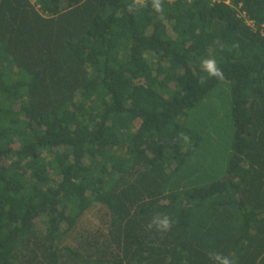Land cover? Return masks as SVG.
<instances>
[{
  "label": "trees",
  "instance_id": "trees-1",
  "mask_svg": "<svg viewBox=\"0 0 264 264\" xmlns=\"http://www.w3.org/2000/svg\"><path fill=\"white\" fill-rule=\"evenodd\" d=\"M133 3L0 0V264H263L243 240L264 227V36L240 14L260 28L264 0ZM225 80L230 178L179 193L199 139L185 118ZM95 210L107 236L66 245ZM156 214L170 231L148 227Z\"/></svg>",
  "mask_w": 264,
  "mask_h": 264
},
{
  "label": "rangeland",
  "instance_id": "rangeland-1",
  "mask_svg": "<svg viewBox=\"0 0 264 264\" xmlns=\"http://www.w3.org/2000/svg\"><path fill=\"white\" fill-rule=\"evenodd\" d=\"M231 102L232 86L225 80L188 112L185 125L199 135V139L182 169L174 177L173 182L179 193L193 188L209 187L230 178L227 170L233 156L235 135ZM3 163L8 164L9 161H3ZM238 216V214L234 217L227 216L230 219L227 227H236V219L240 218ZM109 223L110 218L104 210L88 213L79 222L74 235L68 242L66 241V245L77 248L78 239L81 243L92 241L97 237V229L104 231L107 236ZM234 233L233 237L236 238L238 231ZM68 264H74V262Z\"/></svg>",
  "mask_w": 264,
  "mask_h": 264
},
{
  "label": "clouds",
  "instance_id": "clouds-1",
  "mask_svg": "<svg viewBox=\"0 0 264 264\" xmlns=\"http://www.w3.org/2000/svg\"><path fill=\"white\" fill-rule=\"evenodd\" d=\"M163 0H152V8L157 13H163L164 9L162 7ZM143 6V0H134L132 5H129L128 11L132 12L133 9L137 6ZM235 47V45H234ZM201 67L204 71L207 72L208 76L216 78L218 80L224 79L223 71L218 67L217 62L214 58H205L201 60ZM204 81L202 80L201 83ZM179 140L188 143L190 138L184 133L179 134ZM172 220L168 215L156 214L153 216L151 223L148 227L155 228L160 232H168L172 228ZM209 258L214 261V264H232V261L227 257L217 252H210Z\"/></svg>",
  "mask_w": 264,
  "mask_h": 264
},
{
  "label": "crops",
  "instance_id": "crops-1",
  "mask_svg": "<svg viewBox=\"0 0 264 264\" xmlns=\"http://www.w3.org/2000/svg\"><path fill=\"white\" fill-rule=\"evenodd\" d=\"M261 193L259 195V200L262 201L264 199V191L262 188H260ZM249 209L252 210V206L249 205ZM260 217H264V207H262V211L260 212ZM264 221V220H263ZM261 234L257 233L256 227H249L248 233L245 236L243 243L246 247V250L249 249V252H246V254H249L252 256L255 254V251L259 249V252H261V256L259 258L260 263L264 264V227H260ZM258 229V230H259ZM234 231L240 232L241 227H234ZM245 234V232H244ZM239 234H237V238H239ZM262 249V250H261Z\"/></svg>",
  "mask_w": 264,
  "mask_h": 264
},
{
  "label": "built area",
  "instance_id": "built-area-1",
  "mask_svg": "<svg viewBox=\"0 0 264 264\" xmlns=\"http://www.w3.org/2000/svg\"><path fill=\"white\" fill-rule=\"evenodd\" d=\"M241 17L245 19L246 24L251 27L253 31H258L264 36V25H262L260 28H258L254 21L249 19L245 13L240 14Z\"/></svg>",
  "mask_w": 264,
  "mask_h": 264
}]
</instances>
